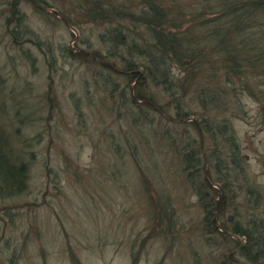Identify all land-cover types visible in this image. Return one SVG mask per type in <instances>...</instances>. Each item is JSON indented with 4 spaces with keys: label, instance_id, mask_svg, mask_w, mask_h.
<instances>
[{
    "label": "rangeland",
    "instance_id": "obj_1",
    "mask_svg": "<svg viewBox=\"0 0 264 264\" xmlns=\"http://www.w3.org/2000/svg\"><path fill=\"white\" fill-rule=\"evenodd\" d=\"M48 1L53 7L35 2L48 7L46 15L31 0H20L32 39L16 42L6 25L7 4L0 0V124L30 166L27 189L0 198V264H252L233 241L206 230L197 189L177 173L178 159L156 131L185 137L193 146L200 139L205 159L193 178L203 196L218 202V225L248 228L253 219L264 224V62L233 78L230 102L214 112L235 142L234 159L227 140L218 136L215 142L191 124L175 122L173 106L159 96L158 105L167 106L172 119L148 108L153 122L144 132L150 148L139 145L142 166L150 171L144 175L131 154L139 142L116 104L119 96L112 102L98 78L110 72L68 54V46L75 53L100 46V24L69 23L62 12L75 8L73 0ZM176 1L187 10L213 2ZM124 79L113 74L112 81L121 86ZM49 82L53 102L46 97ZM160 197L170 199L175 213L159 223L153 205ZM234 237L239 246L245 242Z\"/></svg>",
    "mask_w": 264,
    "mask_h": 264
},
{
    "label": "trees",
    "instance_id": "obj_2",
    "mask_svg": "<svg viewBox=\"0 0 264 264\" xmlns=\"http://www.w3.org/2000/svg\"><path fill=\"white\" fill-rule=\"evenodd\" d=\"M37 1L43 6L50 5L48 0ZM5 2L8 10L6 25L14 40L20 42L23 36L32 39L26 15L20 9V0ZM72 2L75 8L70 6L68 11L62 12L64 20L73 24H100V46L89 52L80 49L76 53L72 46H68V54L102 65L110 72L104 78L100 75L98 78L103 83V92L112 102H115L116 94L119 96L116 104L124 108L127 123L134 131L131 134L139 142L132 145L131 154L144 175H149L150 171L142 166L145 157L139 145L150 148L144 132V128L153 122L147 114L148 108L161 118L170 117L167 106L158 105L161 102L159 96L173 106L175 122L191 124L200 136L215 142H219L218 136L221 141L227 140L234 159L235 142L224 124L226 121H216L214 112L223 109L225 102H230L228 97L234 94L230 88L231 80L244 78L250 68L258 69L264 62V0H213L203 9L196 10L180 8L176 0ZM36 3L37 9L49 15L48 7L41 8ZM58 13L52 14L56 16ZM84 43L88 44L85 40ZM173 65L180 68L179 74L173 71ZM113 74H121L125 78L124 84L119 86L112 81ZM52 90L49 82L46 90L48 102L56 101ZM188 96L189 100L197 103L196 109L188 108ZM10 134L0 124V198L22 194L27 189L30 173L28 160L16 153ZM156 135L158 139L164 140V136L168 140L178 159L177 173L185 179L191 178L193 187L197 189L205 209L206 230L219 233L237 246L238 240L233 235L243 236L245 242L238 247L242 256L252 264H264V224L253 219L248 228L237 222L233 228L218 225L215 212L218 202L211 201L212 197L208 198V195L203 196L205 190L195 182L196 177H193L201 173L203 165L200 161L203 163L205 159L199 155L202 152L200 139L197 141L199 145L193 146L191 143L194 141L182 136L179 139L159 131ZM130 138L128 134L126 139ZM215 164L218 166L220 161L216 159ZM218 180H224L223 176ZM203 181L207 187L214 188L208 177ZM169 202V198L161 197L154 202L153 209L158 213L159 223L175 213Z\"/></svg>",
    "mask_w": 264,
    "mask_h": 264
},
{
    "label": "flooded vegetation",
    "instance_id": "obj_3",
    "mask_svg": "<svg viewBox=\"0 0 264 264\" xmlns=\"http://www.w3.org/2000/svg\"><path fill=\"white\" fill-rule=\"evenodd\" d=\"M222 230H226V229H224V228H222V227H220ZM228 230H226V232H227ZM229 232V231H228ZM234 236V235H233ZM239 243H240V241H239ZM238 243V244H239ZM238 247H239V245L238 246H236V248L235 249H238Z\"/></svg>",
    "mask_w": 264,
    "mask_h": 264
}]
</instances>
